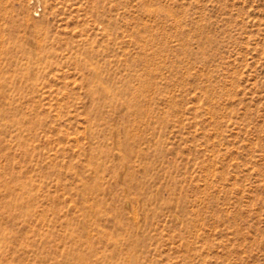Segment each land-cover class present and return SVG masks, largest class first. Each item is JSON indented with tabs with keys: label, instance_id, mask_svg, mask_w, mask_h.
<instances>
[{
	"label": "rangeland",
	"instance_id": "obj_1",
	"mask_svg": "<svg viewBox=\"0 0 264 264\" xmlns=\"http://www.w3.org/2000/svg\"><path fill=\"white\" fill-rule=\"evenodd\" d=\"M0 264H264V0H0Z\"/></svg>",
	"mask_w": 264,
	"mask_h": 264
}]
</instances>
